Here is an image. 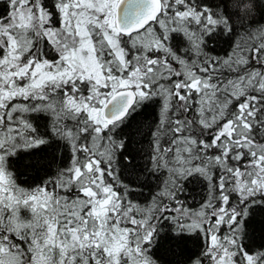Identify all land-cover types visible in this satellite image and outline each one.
<instances>
[{
	"label": "snow or ice",
	"instance_id": "obj_1",
	"mask_svg": "<svg viewBox=\"0 0 264 264\" xmlns=\"http://www.w3.org/2000/svg\"><path fill=\"white\" fill-rule=\"evenodd\" d=\"M256 16L254 0H5L0 264H264Z\"/></svg>",
	"mask_w": 264,
	"mask_h": 264
},
{
	"label": "trees",
	"instance_id": "obj_2",
	"mask_svg": "<svg viewBox=\"0 0 264 264\" xmlns=\"http://www.w3.org/2000/svg\"><path fill=\"white\" fill-rule=\"evenodd\" d=\"M254 3L257 9L256 19L258 22L264 23V20H261L259 16V10L264 9V0H254ZM4 11H5V0H0V14H2ZM143 115L148 116V120L145 123L151 122L152 120L155 119V110L151 109L149 110L148 113H145ZM138 119H143V116L138 117ZM134 147H146V145H134ZM26 163H28L27 158H23L20 166L23 167V165ZM204 196H205V189L203 187L196 188L195 190L189 188L187 195L182 196L181 199L185 200L186 206L192 209H196L199 207V203L204 199ZM262 224H264V213H258L254 221V227L256 228L257 237H259L260 235V228ZM164 230L167 231V225L165 226ZM167 247L168 246L165 245V247L160 250V255H165V249ZM166 259H169L172 262V264H182V261L185 259V257L168 252L166 254Z\"/></svg>",
	"mask_w": 264,
	"mask_h": 264
}]
</instances>
